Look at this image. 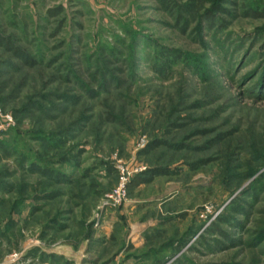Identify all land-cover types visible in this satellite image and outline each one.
<instances>
[{"label": "rangeland", "instance_id": "rangeland-1", "mask_svg": "<svg viewBox=\"0 0 264 264\" xmlns=\"http://www.w3.org/2000/svg\"><path fill=\"white\" fill-rule=\"evenodd\" d=\"M0 34L37 62L0 47V264H264V0H0ZM117 164L177 173L113 205Z\"/></svg>", "mask_w": 264, "mask_h": 264}, {"label": "trees", "instance_id": "trees-1", "mask_svg": "<svg viewBox=\"0 0 264 264\" xmlns=\"http://www.w3.org/2000/svg\"><path fill=\"white\" fill-rule=\"evenodd\" d=\"M159 3L164 6H171L173 4V0H158ZM53 13V12H51ZM57 11L54 12V14H56ZM250 15L253 17H260L259 15H263V14H259L260 12H256V11H250ZM0 47H2L3 49H5L6 51H8L11 55H13L15 58L19 59L20 61H22L24 64L28 65V66H33L36 65V60H34L27 52H25L24 50H22L21 48L17 47L15 44H13V42H11V40L3 35L0 34ZM162 144H166L164 142H157L154 141L151 145H150V150L155 149L156 147H158L159 145ZM168 146H171L170 144H167ZM80 155V153L75 154L74 156H60L58 158L59 162L58 163H68L70 161V159L75 160L78 156ZM78 166V165H77ZM192 168H195V165H191ZM259 166H257L256 168L252 169V172H255L258 169ZM32 168L36 171H39V173L43 176L48 175V177H51V172L50 174H46V170L44 168L39 169L37 167V164H33ZM177 171H171L168 168H163V167H150L147 168L145 171L139 173V174H135L134 176H132L129 180V182L127 183L128 189L132 190L135 189L139 186L142 185H148L150 184L156 177L158 176H169V175H173L176 174ZM50 175V176H49ZM250 177V175L248 174L246 176V178ZM53 178V177H51ZM252 185L253 187L256 189V193H263L264 192V172L258 174L253 180H252ZM52 195H50L51 197ZM259 217L256 219V232L259 233L261 236H264V208L261 209L260 213H259Z\"/></svg>", "mask_w": 264, "mask_h": 264}, {"label": "built area", "instance_id": "built-area-1", "mask_svg": "<svg viewBox=\"0 0 264 264\" xmlns=\"http://www.w3.org/2000/svg\"><path fill=\"white\" fill-rule=\"evenodd\" d=\"M116 169L119 175L118 185L108 194L113 205L119 204L125 197L126 185L129 179L130 171L123 165L117 164Z\"/></svg>", "mask_w": 264, "mask_h": 264}]
</instances>
